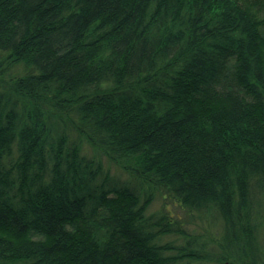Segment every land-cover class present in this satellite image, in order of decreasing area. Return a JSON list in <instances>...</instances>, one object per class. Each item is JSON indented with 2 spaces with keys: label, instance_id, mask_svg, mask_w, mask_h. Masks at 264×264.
<instances>
[{
  "label": "trees",
  "instance_id": "16d2710c",
  "mask_svg": "<svg viewBox=\"0 0 264 264\" xmlns=\"http://www.w3.org/2000/svg\"><path fill=\"white\" fill-rule=\"evenodd\" d=\"M0 264H264V0H0Z\"/></svg>",
  "mask_w": 264,
  "mask_h": 264
},
{
  "label": "rangeland",
  "instance_id": "374dc122",
  "mask_svg": "<svg viewBox=\"0 0 264 264\" xmlns=\"http://www.w3.org/2000/svg\"><path fill=\"white\" fill-rule=\"evenodd\" d=\"M164 202L163 201H160L158 203L155 204V208L158 209L161 207V205L163 204ZM170 210H172L173 212L175 211L174 207L173 206H170Z\"/></svg>",
  "mask_w": 264,
  "mask_h": 264
}]
</instances>
